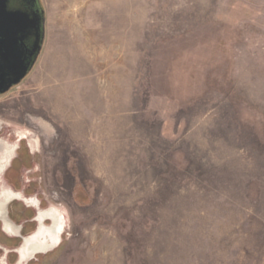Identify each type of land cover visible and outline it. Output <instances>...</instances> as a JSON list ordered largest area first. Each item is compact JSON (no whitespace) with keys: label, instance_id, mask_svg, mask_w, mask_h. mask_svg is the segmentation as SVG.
<instances>
[{"label":"rangeland","instance_id":"374dc122","mask_svg":"<svg viewBox=\"0 0 264 264\" xmlns=\"http://www.w3.org/2000/svg\"><path fill=\"white\" fill-rule=\"evenodd\" d=\"M39 3L42 53L0 97V192L66 226L26 264H264V0ZM7 208L16 264L37 210Z\"/></svg>","mask_w":264,"mask_h":264},{"label":"flooded vegetation","instance_id":"af4514ba","mask_svg":"<svg viewBox=\"0 0 264 264\" xmlns=\"http://www.w3.org/2000/svg\"><path fill=\"white\" fill-rule=\"evenodd\" d=\"M7 11H23L30 15L31 18L37 14L39 7L37 8L30 0H6ZM40 11V10H39ZM0 42H4L0 33ZM36 42L35 33L28 34L19 45H23L24 54L28 58L33 50ZM3 46V45H2ZM3 47L0 44V61L3 56L6 55L5 51H2ZM29 76V75H28ZM13 80V74L10 73L5 78L0 77L2 80ZM16 87H13L14 89ZM11 89V90H12ZM3 96V95H2ZM1 97V96H0ZM19 149L17 144H8L4 141H0V182L4 183L3 175L7 171L8 167L16 157V150ZM0 200V221L3 224V230L6 234L12 237H21V228L15 226L11 221L4 223L3 220L6 217L5 202L8 203L12 200L24 202L26 205L37 210L38 217L36 222L38 223L37 230L30 236L24 237L21 247L18 248L17 254L19 259L16 264H26L37 255L45 254L56 246L60 247L62 237L65 231V220L55 209L42 210L39 205V201L34 198H26L21 193L14 192L12 190H1ZM8 209V208H7ZM46 222H51V225H47ZM9 223V224H8Z\"/></svg>","mask_w":264,"mask_h":264},{"label":"water","instance_id":"95a60500","mask_svg":"<svg viewBox=\"0 0 264 264\" xmlns=\"http://www.w3.org/2000/svg\"><path fill=\"white\" fill-rule=\"evenodd\" d=\"M30 1L37 8L39 7V0ZM39 10L31 18L30 15L20 10L8 12L6 0H0V33L4 40L0 44L3 47L2 51L6 52L0 61V77L5 78L10 73L14 77L13 80L0 81V96L9 93L13 87L19 86L28 77L42 53L45 39V17L44 12ZM31 33H35L36 42L27 58L23 45H19V42Z\"/></svg>","mask_w":264,"mask_h":264},{"label":"bare ground","instance_id":"6f19581e","mask_svg":"<svg viewBox=\"0 0 264 264\" xmlns=\"http://www.w3.org/2000/svg\"><path fill=\"white\" fill-rule=\"evenodd\" d=\"M2 204V202H1V200H0V205ZM7 203L5 202V212L8 210L7 209V205H6ZM8 221H10V219L8 218V211L6 212V217H5V219L3 220V222L4 223H7ZM9 224V223H8ZM58 248V246H56L54 249H57ZM54 249H52V250H54Z\"/></svg>","mask_w":264,"mask_h":264},{"label":"trees","instance_id":"16d2710c","mask_svg":"<svg viewBox=\"0 0 264 264\" xmlns=\"http://www.w3.org/2000/svg\"><path fill=\"white\" fill-rule=\"evenodd\" d=\"M39 8H40V10H41L42 12H44L43 9H42V7H41V5H40V3H39Z\"/></svg>","mask_w":264,"mask_h":264}]
</instances>
